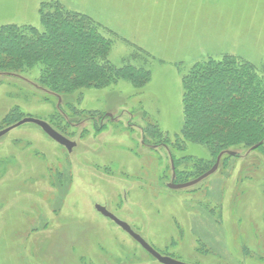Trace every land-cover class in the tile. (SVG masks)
I'll list each match as a JSON object with an SVG mask.
<instances>
[{
	"label": "rangeland",
	"instance_id": "obj_1",
	"mask_svg": "<svg viewBox=\"0 0 264 264\" xmlns=\"http://www.w3.org/2000/svg\"><path fill=\"white\" fill-rule=\"evenodd\" d=\"M51 1L0 0V28H40ZM59 1L114 41L116 68L133 45L144 50L151 79L140 87L121 78L59 101L39 85L38 68L0 57V131L30 117L77 143L69 152L35 124L0 138V264H160L97 205L182 263L264 264V143L224 154L192 187L168 186L196 179L217 157L179 137L182 146L169 148L194 65L237 57L264 89V0Z\"/></svg>",
	"mask_w": 264,
	"mask_h": 264
},
{
	"label": "trees",
	"instance_id": "obj_2",
	"mask_svg": "<svg viewBox=\"0 0 264 264\" xmlns=\"http://www.w3.org/2000/svg\"><path fill=\"white\" fill-rule=\"evenodd\" d=\"M40 18V28H0V57L5 54L21 61L24 68H38L39 85L59 101L69 95L85 97L89 90L106 88L121 78L140 87L150 81L148 65L152 59L135 45L124 66L111 64L109 54L114 41L102 35L100 25L92 18L68 10L59 0L43 3ZM230 60L228 64H195L185 77L183 127L170 149L182 146L177 142L179 137L183 146L201 144L215 149L217 161L221 153H234L244 146L259 149L264 143V89L260 77L249 70L245 61L234 56ZM154 130L159 138L156 126ZM167 140L161 144L165 148Z\"/></svg>",
	"mask_w": 264,
	"mask_h": 264
},
{
	"label": "water",
	"instance_id": "obj_3",
	"mask_svg": "<svg viewBox=\"0 0 264 264\" xmlns=\"http://www.w3.org/2000/svg\"><path fill=\"white\" fill-rule=\"evenodd\" d=\"M24 124H35V125L39 126L52 140L57 142L59 145L65 147L69 152H72L73 149L77 146V143L72 142L69 139H67L66 137H64L62 134L57 132L47 122L42 121V120H38V119H34V118H30V117L24 118L23 120L18 122L16 125L0 131V138L5 136L6 134H8L13 129H15L17 127H20V126H22ZM257 147L258 146L254 147V149L257 148ZM224 154H228V155H231V156L235 155V153H233V152L221 153L218 156L217 161L214 164V166L209 171H207L205 174H203L202 176L198 177L197 179H194V180H192L190 182H187V183H181V184L171 183V184L168 185L169 188L170 189H174V190H180V189L189 188V187H192V186L198 184L202 180L208 178L209 176H211L212 174H214L217 171V169H218V167L220 165V161H221V159H222ZM172 165H173V168H172L173 169V173H175V166H174V164H172ZM96 210L100 214H102L104 217H106L109 220H111L112 222H114L123 231H125L130 237H132L147 253H149L160 264H185V263L177 261V260H175L173 258H170L168 256L161 255L150 244H148L143 239V237H141L138 233H136L131 228V226L129 224H127L126 222L118 219L113 213L108 211L107 208H105L104 206L97 205L96 206Z\"/></svg>",
	"mask_w": 264,
	"mask_h": 264
}]
</instances>
